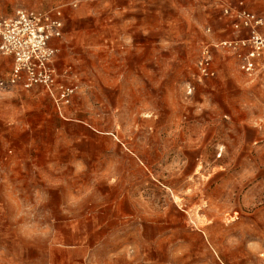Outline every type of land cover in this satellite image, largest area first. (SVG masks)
Listing matches in <instances>:
<instances>
[{"label":"crops","instance_id":"obj_1","mask_svg":"<svg viewBox=\"0 0 264 264\" xmlns=\"http://www.w3.org/2000/svg\"><path fill=\"white\" fill-rule=\"evenodd\" d=\"M213 3V0H80L76 6H68L64 34L51 40L58 49L54 60L58 85L74 88L72 106L80 107L82 113L88 105L90 91H104L110 82L116 106L151 108L154 92L168 106L175 99L173 94L182 91L185 79L194 72L191 64L196 45L200 43L197 28L202 10L210 13L215 28L221 27L222 23L212 14L213 6L218 8ZM246 8L264 15V0H246ZM78 10L87 12V19L79 21ZM90 13L97 19H89ZM72 30L77 34L72 35ZM243 30V34L249 35L247 29ZM259 30L264 31V24ZM90 47L113 52L115 66L111 71L88 67ZM229 62L228 59L225 68L228 69V106L231 108L234 99L254 105L252 100L256 98L257 107L264 108V68L258 69L260 83L251 85L247 75H239ZM12 66V57L0 59V79L8 77ZM215 66L223 70L219 61ZM236 74L242 77L240 82ZM109 75L111 81L106 78ZM192 75L187 84L194 83L196 87ZM206 86L217 85L207 82ZM1 92L5 94L2 97H7L0 107L1 123L27 121L32 124L38 121L40 110L50 104L42 87L31 90L14 87ZM256 119L264 125V113ZM80 121L88 123V115H82ZM245 131L249 129L243 126L239 134L228 135V154L241 157L239 162L228 165V171L238 173L230 181L233 189L230 201L241 205L242 217L249 222L245 236L256 237L247 239L253 245L250 244L246 254H258V262L263 264L264 162L255 165L249 162L264 154V136L260 130L252 137L244 134ZM259 137L260 143L254 147ZM8 151L12 155L7 156L16 161L9 172L22 173L20 151L15 147ZM71 152L78 158L62 162L82 165L87 149ZM35 165L32 163L39 170ZM17 176L5 178L0 184V264H183L170 260L168 226L164 231L166 241L154 240L155 233L162 234L155 231L163 223L153 224V221H167L170 214L152 211V202L145 196H122L106 189L114 187L112 181H90L88 176L60 181L70 190L60 195L57 190H48L40 178L37 183L28 184L25 179L22 181V174ZM90 187H95L96 193L90 194ZM31 190L36 195H31ZM177 193L185 202L184 189ZM167 196L165 202H168ZM242 262L251 264L248 259Z\"/></svg>","mask_w":264,"mask_h":264},{"label":"rangeland","instance_id":"obj_2","mask_svg":"<svg viewBox=\"0 0 264 264\" xmlns=\"http://www.w3.org/2000/svg\"><path fill=\"white\" fill-rule=\"evenodd\" d=\"M71 1L0 0V15H12L19 8L45 11ZM238 1H233L236 9L241 7ZM243 1L246 7V0ZM213 8L212 14L222 24L215 28L211 24L210 13L202 10L200 27L197 28L200 43L196 45L191 64L196 87L191 92L189 87L194 83L187 84L190 75L185 79L182 91L173 94L175 99L168 102V106L154 92L151 108L135 109L114 105L110 82L103 92L90 91L83 113L80 107L72 106L74 92L69 96V102L59 107L46 92L50 107L47 105L40 110L38 121L32 124L27 121H0V184L5 178L16 179L17 174H22V181L25 179L28 184L37 183V178H40L48 190H57L58 194L65 195V192H70L65 183L60 182L65 179L81 180L88 176L90 181H112L114 187H107V190L122 196L143 195L152 202V211L169 212L167 221L154 220L153 224L163 223L155 231L162 234H154V240L159 243L166 241L164 231L167 226L169 228L170 260H179L183 264H242V259H248L251 264H261L258 254H246L252 244L247 243L251 237L245 236L249 222L242 217L241 205L230 201L233 195L230 181L238 173L228 171V165L239 162L241 157L228 154V135L239 134L244 126L249 129L244 132L247 136H255L258 130L264 136V125L256 119L258 114L264 113V108L257 107L256 98L252 100L254 105L234 99L231 108L228 106V69L225 68L229 59L230 66L239 75L246 74L247 82L256 85L260 83V75L257 74L258 69L264 68V55L255 59L254 73L242 70L241 60L235 51L219 46V41L244 38L248 34L233 27L234 14L227 17L220 7ZM78 11L79 21L87 19V12ZM251 11L261 16L264 24V15ZM92 14L89 19H97ZM71 34L77 33L72 30ZM206 46L211 47L214 56L218 54L214 63L219 61L223 70L217 67L216 77L198 81L197 63ZM92 49L89 48L88 67L111 71L115 66L113 52ZM243 50L245 52L246 49ZM238 74L236 80L240 82L242 77ZM106 78L112 80L111 75ZM207 82L217 86H206ZM157 87L154 84V90ZM3 95L0 92V107L7 98ZM104 95L105 98H101ZM84 114L88 115V123L80 121ZM241 121H244L243 125ZM260 140L253 146L258 147ZM235 144L239 146V141ZM12 147L20 151L18 160L23 159L22 173L9 172L10 167L16 164L13 157L7 156L12 155L8 151ZM77 148L87 149L83 164L63 163L62 160L78 158L71 155V151ZM52 162L56 167L50 164ZM261 162H264V154L251 158L249 164ZM32 163H36L39 170ZM183 189L185 202L177 193L178 190L182 193ZM88 191L92 194L97 189L90 187ZM30 194L36 195L33 190ZM165 195H168V202H165Z\"/></svg>","mask_w":264,"mask_h":264},{"label":"built area","instance_id":"obj_3","mask_svg":"<svg viewBox=\"0 0 264 264\" xmlns=\"http://www.w3.org/2000/svg\"><path fill=\"white\" fill-rule=\"evenodd\" d=\"M233 1L213 0L224 16L235 15L232 25L236 30L247 29L249 35L235 40H221L219 46L235 51L241 60V69L252 74L255 71V59L264 55V31L259 30L263 18L246 8L243 0L238 1L241 7L237 9L234 8ZM79 2L80 0H74L62 3L45 11L19 8L12 15H0V59H13L8 77L0 79L1 91L13 90L14 87L23 90L42 87L58 107L69 102L74 88L58 85L59 76L54 64L58 49L51 44V40L53 37L63 36L66 8L76 6ZM243 49H246L245 52ZM214 61L211 47H204L197 63L198 81L216 77L218 69ZM192 88L194 85L189 87V92Z\"/></svg>","mask_w":264,"mask_h":264}]
</instances>
